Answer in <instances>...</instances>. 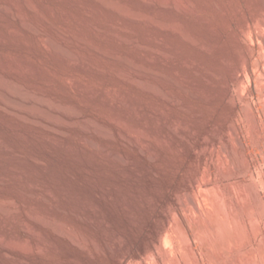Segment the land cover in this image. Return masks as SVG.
I'll use <instances>...</instances> for the list:
<instances>
[{"label":"rangeland","instance_id":"rangeland-1","mask_svg":"<svg viewBox=\"0 0 264 264\" xmlns=\"http://www.w3.org/2000/svg\"><path fill=\"white\" fill-rule=\"evenodd\" d=\"M170 3L172 0H0V84L15 86L37 101L45 100L52 113L65 119L56 122L24 108L15 109L0 96V204L8 209L0 210V264H264V95L260 96L264 86L258 85L256 74H252L247 83L250 87L242 90L245 97H251L252 114L260 121L258 134L249 132L252 128L245 116V102L239 101L238 108L242 109L237 108L236 113L240 115L232 118L238 130L226 135L224 143L215 147V154L210 149L207 163L202 164L198 151L190 153V143L194 141L196 148H201L206 136L218 130L230 114L223 111L218 100L211 99L221 88L204 82L197 46L169 31L170 23L180 19L198 31L195 19ZM134 12L141 14L140 21L128 15ZM208 18L217 27L224 26L221 16L209 13ZM151 20L158 25H152ZM25 21L39 25L40 32L30 29ZM260 30H253L256 58L258 51L263 53L258 34L264 30ZM47 35L78 55L77 61L59 56L48 44ZM103 51L110 53V58L104 57ZM129 61L138 68H130ZM138 78L154 82L175 100L168 101L157 91L146 92L136 82ZM191 91L204 96L191 97ZM126 103L164 132L167 129L158 125L157 117L182 128L172 133L168 143L148 129L159 155L181 166L177 178L134 148L124 153L137 165L108 160V150L119 148V142L111 143L103 130L109 126L117 129L114 120L119 116L130 117L124 109ZM239 137L246 144L242 148ZM228 150L236 156L245 152L244 171L227 166L223 159H227ZM218 160L226 166L221 161L219 167ZM203 165V169L208 168L199 181L210 185V194V189L205 191L201 185L191 188L190 193L209 210V216L213 215L209 204L216 203L223 193L216 188L219 195L212 188L217 183L223 184L222 191H236L233 194L239 211L254 216L246 218L244 224L230 214L223 215V221L233 224L236 234L221 249L199 235L211 218L196 213L184 197L181 200L177 195L178 189H188L190 178ZM239 175L256 189L258 202L241 192L236 184ZM161 191V204L156 205L153 199ZM166 203L174 206L175 213L168 215L172 226L167 222L168 231L160 233L167 218ZM150 251L156 254L150 256ZM157 251L163 253L158 252L162 259ZM242 253L245 256L240 259Z\"/></svg>","mask_w":264,"mask_h":264},{"label":"bare ground","instance_id":"bare-ground-1","mask_svg":"<svg viewBox=\"0 0 264 264\" xmlns=\"http://www.w3.org/2000/svg\"><path fill=\"white\" fill-rule=\"evenodd\" d=\"M106 3H104V4H106ZM16 4H18V3H16ZM170 4H172V5H169V6H172L173 8H176L178 11L183 12L186 16H188V18L190 17V19L191 18L192 19L193 18L195 19L196 24L198 25V28H199L198 31H194L191 27H189L188 25H186L183 21H180L181 19L180 20H175L173 23L171 22L170 23L171 25L168 23L170 25L168 27L169 28V31H170V33H173L176 36L181 35L182 37H184V39L186 38L188 41H190V43L195 44L194 46H197V51L196 52L201 57V69H202V72L204 74V82L207 85L208 84L209 85L217 84L218 87L220 86V88H221V90L216 93V95L214 96V98L212 96L211 99L218 100V102L222 106L223 111H227L230 114V115H227V116L224 117V122H222L223 125L220 128L217 127L218 130H215L210 137L207 138V136H206V138L204 140V143L202 144V147L201 148L197 149L195 142L194 141H192V142L190 141L191 142L190 143V148H189L190 153H192L193 155H195V153L198 151L197 153H199L201 155L202 159H203L201 163L202 164H206L207 163V159H208V154H209L208 152L213 149L212 150L213 152H211V153H214L215 154V152H214L215 147H217V145H219L221 143H224L225 138H226V135L228 133L233 134L234 132H236V130H238L236 128V125H235L234 121L232 120V118L234 117V114H237L238 113V112L236 113V110L238 108V102L239 101H244L245 102V103L243 102L245 104V108H244L245 116H246V118H247V120L249 122L248 124H250V127L252 128L251 130H249V128H248L249 132L251 133L252 130H255V131H257L256 133L258 134V131H259L258 129H261V128H259V122L260 121L257 120L258 118L255 117V115H253L254 113L251 110V97H250V99L248 97H245L244 96L245 93L243 94V92H245V90H246L245 88H247V85H248L247 83L248 82L250 83L252 74H256L255 76H257V83H259L258 85L261 84L262 86H264V56H263L264 55L263 54L264 53V33H259L258 34L259 41H260V43H262L260 46H262V49L261 50L263 51V53H262L263 55L261 54V51H258V52H260V55H259L258 58H256L255 57L256 56L255 53L257 51L255 52L256 49H254V47H253L254 44L252 45V43H254V40H255L254 39L255 37H253V30L254 29H256L257 31L259 29L264 30V0H172V3H170ZM1 7L2 6H0V8ZM1 10H0V12H1ZM4 10L6 11V9H4ZM9 12H10V10H9ZM131 12H128V13H131ZM124 13L127 14V12H124ZM134 13L133 14H128V15H130V17H132L134 20H136V21L139 20L140 21L141 14L139 16L136 13L135 14ZM209 13H213V14L215 13L216 15L221 16L223 18V20H224V26L217 27L216 25H214V23L211 21V19L208 18ZM128 15H126V17ZM179 16L181 17V13H180ZM40 18H41V16H40ZM141 19H142V16H141ZM185 21H187V20H185ZM25 23L27 24V26H29L30 29L32 28L33 31H35L37 33L40 32V30H41L40 28L41 27L39 28V25L37 26L36 24H34L32 22H28V21H25ZM157 23L156 22H153V24L152 23L151 24L152 25H158ZM216 24H218V23H216ZM148 25H149V23H148ZM164 27H166V26H163V28ZM124 29H126V27ZM262 30H260V31L262 32ZM47 36H48L47 37L48 44L57 52V54L59 56H61L63 58H67V59L69 58L71 60H76L77 61L78 55H76L71 49H69L68 47L64 46L56 38H54L52 36H49V35H47ZM255 36H256V34H255ZM257 41H258V39H257ZM194 49H196V48H194ZM109 54L110 53H107V52L103 51L104 57L105 56H108L109 57ZM112 57H115V56L113 55ZM188 59L189 58H187V61H188ZM190 59H191V57H190ZM193 61H194V59H193ZM79 63H80V61H79ZM134 63H133V61H129L128 62V66L130 68H132V69H137L138 68L137 67L138 64L135 65ZM185 67H187V66H185ZM140 68H139V71H140ZM124 72L125 71H123L122 76L124 75ZM127 75H129V73ZM169 78L166 79V80H169ZM127 80H129V79H127ZM160 80H162V79H160ZM255 80H256V77H255ZM171 81H174V80H171ZM136 82L140 86H142L143 88H145L147 90L146 92L153 91V93H154L155 91H157V93L159 92V95L162 94L166 99H168V101L169 100H172V99L175 100V98H173V95H171L170 93H167V92L163 91L156 84H154V82H150L149 80L148 81H146V80L143 81V80H141L139 78L136 80ZM136 82H135V85H136ZM176 84H177V86H180V87L182 86L183 87V85L182 84L180 85L178 82ZM249 87L250 86L248 85V88ZM242 90H243V92H242ZM240 92H242L243 95H241ZM262 92L260 93V94H262V95H260L261 97H263V95H264V93H262ZM189 94H190L191 97H194V98H196L198 96H204L202 93L200 94V92H196V91H191ZM0 96L2 97V98L0 97L2 99V101L4 100L9 105L15 106V109L17 107L24 108V109L29 110L30 112H36V113L42 114V115H44L46 117H51V118L54 119V121H56V120H60V121L61 120H64L65 121V119H64L63 116H59V113H58V115L54 113L55 111H53V113H52V110L49 109L48 107H46V103L43 102L45 100L42 99L43 101H37L38 98H37V100H35V98H33V97H30L28 95L26 96V93H22L21 90L18 89V88H16L15 86L9 85L8 88H5V86L3 84L2 85L0 84ZM246 96H249V95H246ZM176 101L179 102V100H176ZM8 104H6V105H8ZM51 105L53 106L52 103H51ZM241 105L242 104H240V106ZM53 107H51V108H53ZM240 108H238V109H240ZM124 109L129 114L130 117L119 116V117H117V119L114 120V122L118 126L117 129L114 126H109L106 129L104 128V130H103V133L105 134V136L107 137V139L111 143L119 142V146H118L119 148H117V149L110 148V150H108V154H107L108 160L110 159L113 162H117L119 165H125V164L126 165L127 164L129 165V163H132V164L134 163L135 165H137L138 164L137 161H135V162H133L134 160L133 161H130V159L132 157H128V155L124 153V150H131V149L134 148V149L140 151L139 153H141V154H144V155L148 154V156H150V158H151V160L153 162L158 163L159 166L162 167L163 169L169 170L171 172V175L174 177V179L177 178L179 176V174H180L181 166L179 164H177L176 161H174V160H169L168 161V160H166L165 158H163V157H161L159 155V153L154 149V144H153L154 141L151 140L152 138L150 139L148 137V129H151V130H154L155 132H157L158 133V136L163 139L162 140L163 143H168L169 140H170V138L172 137V133L177 134V133H179V131L182 130V128L179 127V124L178 123L176 124V123L169 122L166 118H159V117H157L156 119H157L158 125H161L164 129H167V131L164 132L162 130V128L156 127L157 125L155 126L153 124H150V121H149L148 117L141 116L140 114H138V112H136V110H134L132 107H130V104L126 103L125 106H124ZM53 110H54V108H53ZM58 110H60V109H58ZM241 112H242V110H241ZM36 113H35V115H36ZM66 113H64L65 114L64 116H66ZM52 114H55L57 116H54ZM51 118H48V119L51 120ZM51 121H53V120H51ZM56 122H58V121H56ZM69 123H70V121H69ZM102 128L100 126V129L101 130H102ZM229 137H230V134H229ZM233 139H235L234 136H233ZM237 139H238V143L240 144V147L243 146L244 145V141H243L244 139L242 140V138H240V137L237 138ZM98 147H100V146H98ZM222 148H220V149H222ZM230 148H232V147H230ZM243 148H245V147H243ZM105 150H106V148H105ZM230 150L227 151V154L225 153V155L227 156V159L225 158L226 157L225 155H224L225 157H223L225 159H223V158L222 159L225 160V161L227 160V166L228 167L230 166L234 170L235 169H240L241 170L242 169V166H243V163H245L244 161H246V158H248V157L246 156L245 152L242 155H240V156H236L235 153H234V151H230ZM102 152H104V150ZM219 152L217 151V154H219ZM241 152H243V151H241ZM211 155L212 154H210V158H211ZM213 157L214 156H212V158ZM217 159H219V158L217 157ZM199 160H200V158H199ZM223 160H221V161L224 163ZM214 161L215 160H213V162ZM221 161L218 160L217 161V164L219 162H221ZM213 165L216 166V162ZM129 166H128V168H129ZM207 166L209 167L210 165L208 164ZM207 166H206L205 169H203L204 165L203 166H200L199 168H197L196 171H195V174H194L193 178H190V180L191 179L192 180H191L190 185L188 187L189 190L186 189V188H184V189H178L177 190V195L180 197V199H181V197H184L185 198V201H187V203L188 202L190 203L192 209L195 210L196 213L200 214L204 218L205 217L206 218H211V221H210V219H208L211 223L208 224L207 226H204L202 228L203 234L200 233L199 235H202V238L201 239H203V237L205 236V239L208 238V239L214 241L215 243H217L219 249H221V248H223V246H224V244L226 242L230 241L231 239L234 240L235 234H236L235 233V227L232 226L233 224L231 223L232 225H228L225 221H223V219H222L223 215L230 214L231 216H233V218H234L235 221H238L240 223L241 222L244 223V221L246 220V218L251 219V218H254V216H250V215L249 216L248 215L246 216V215L242 214L239 211V208L237 206V204L239 202L236 204V199L235 198H237V197H235L234 196L235 194H233L236 191L233 192V193L232 192H229L228 190L227 191H222L223 184H221V183H217V184H214L212 186V188H215L214 191H216L217 190L216 188H218V189H221V191L219 190L220 193L221 192H223V193H221V195H220V193L217 190L216 193H218L220 195V198H217L218 200L215 198L217 200L216 203H214V204L210 203L209 204V208H210V210H211V212L213 214L212 216H209L210 213H207L209 210L208 211L207 210H204V208L198 203V201H196L194 199V196H192L191 193H190V189L191 188H193V190H194V187L196 185H198L200 187L201 184H200V181H199V179H200L199 176L201 174H203V172L206 174V172L204 170H206L208 168ZM225 166H226V164H225ZM244 166H245V164H244ZM219 167H220V165H219ZM215 168L217 169V167H215ZM209 171H208V173H209ZM249 173H251V172L249 171ZM246 175H248V173ZM241 176H243V175L241 174ZM201 179H202V177H201ZM202 183H203V181H202ZM236 184H238V186L240 187V190L242 189L246 193V196H247V198L249 200H252L254 202H258L260 200V196H259L258 192L256 191V189L253 186H251L250 184H248V182L245 179V177H240V175H239V177H236ZM201 186L204 187L202 189H204L205 191L206 190L208 191L210 189L208 193L206 192L207 194H210L211 188H210V185L209 184H206V185L204 184V186L203 185H201ZM199 187H196V188H199ZM224 189H225V186H224ZM200 190H201V188H200ZM242 190H241V192H243ZM216 193H214V194H216ZM163 194H164V192L161 191V192L158 193V196L153 199V201H154V203H156V205L157 204L158 205L161 204L160 198H161V196ZM236 194H237V192H236ZM211 196L212 195H210V197ZM214 196H216V195H214ZM210 197H209V195L207 196V198H210ZM212 198L213 197H211V199ZM180 199H178V200H180ZM183 199H181V200H183ZM211 199H209V200L211 201ZM237 200H239V199H237ZM143 203H144V201H143ZM189 203L187 204L188 206H189ZM164 205H165V208H164V206H162V207L165 209V211L167 213L166 214L167 215V218L163 221L162 224L160 223L161 226L159 224V226H160V229H159L160 230V233H162V232L165 233V230L167 229V224L170 223V221H168V220H170V219H168L170 216L168 217V215H170V213L174 215V213H175L174 206L172 204L166 203ZM239 206H240V204H239ZM182 207L184 208V206H182ZM175 208L177 210V207H175ZM187 208H189V207H187ZM240 208H241V206H240ZM0 210L5 211V212H8V211H6V210H8L7 207L5 205H3V204H0ZM173 215H171V216H173ZM196 219L197 218L195 217V222H196ZM198 219H200V218L198 217ZM204 222L206 224L207 220L205 221V219H204ZM170 225L172 226L171 223H170ZM188 230H189V228H188ZM167 231H168V229H167ZM167 231H166V234H167ZM181 236H183V235H181ZM162 237H164V235H162ZM178 238H179V236H178ZM199 238H200V236H199ZM184 240H182V241H184ZM156 241H160V239H157ZM162 241H164V238H163ZM190 243L193 244V242H191V241H190ZM190 243H188V244H190ZM212 243L210 242V244H212ZM156 244L158 245L157 242H156ZM163 244H164V247H165V243H163ZM174 246H175V244H174ZM193 247H195V246L193 245ZM193 247H191V249ZM158 248L160 249V247H158ZM189 248H190V246H189ZM152 249H150V250H152ZM156 250H154V251H156ZM164 250H166V249H164ZM161 251H163V248H162ZM161 251H157V253L158 252L160 253ZM208 251H209V249H208ZM126 252H125L124 255H126ZM167 252H165L164 254H166ZM147 253H145V254H147ZM149 253H150V256H151V253L152 252L150 251ZM154 254H156V252ZM154 254L152 256H154ZM193 254H194V252H193ZM160 255L161 254H159L158 257H161V259H162V255L161 256ZM169 255H168V257H169ZM244 256H245V254L242 253L240 255V257L239 256L238 257L241 259V257H244ZM168 257H167V259H168ZM178 257L179 256L177 255V258ZM154 258H156V255H155ZM163 259H165V258H163ZM172 259H171V261H172ZM173 261H174V259H173ZM231 261H234V260L232 259ZM235 264H237V263L235 262Z\"/></svg>","mask_w":264,"mask_h":264}]
</instances>
